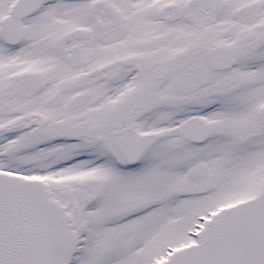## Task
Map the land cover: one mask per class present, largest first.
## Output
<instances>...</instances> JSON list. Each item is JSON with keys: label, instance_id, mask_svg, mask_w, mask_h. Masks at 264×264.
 <instances>
[{"label": "snow or ice", "instance_id": "6c2138e0", "mask_svg": "<svg viewBox=\"0 0 264 264\" xmlns=\"http://www.w3.org/2000/svg\"><path fill=\"white\" fill-rule=\"evenodd\" d=\"M0 264H264V0H0Z\"/></svg>", "mask_w": 264, "mask_h": 264}]
</instances>
